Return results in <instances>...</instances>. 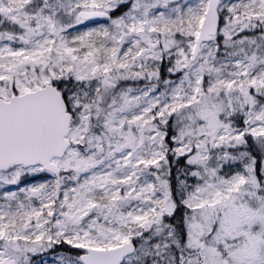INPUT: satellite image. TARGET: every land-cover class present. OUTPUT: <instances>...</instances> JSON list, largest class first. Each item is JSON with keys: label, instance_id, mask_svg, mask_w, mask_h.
Segmentation results:
<instances>
[{"label": "snow or ice", "instance_id": "6c2138e0", "mask_svg": "<svg viewBox=\"0 0 264 264\" xmlns=\"http://www.w3.org/2000/svg\"><path fill=\"white\" fill-rule=\"evenodd\" d=\"M0 189V264H264V0H0Z\"/></svg>", "mask_w": 264, "mask_h": 264}, {"label": "rangeland", "instance_id": "374dc122", "mask_svg": "<svg viewBox=\"0 0 264 264\" xmlns=\"http://www.w3.org/2000/svg\"><path fill=\"white\" fill-rule=\"evenodd\" d=\"M189 2L195 3L196 0H189ZM90 21H91L90 25H88V26H81V25L77 26V30L80 31V32H83V31H87L88 29H91V28H98V27H100L102 25L103 26H107V24H108V21L107 22H103V21L102 22H93L92 20H90ZM87 22H89V21H85L84 23H87ZM165 61L167 63V66H170L169 65V61L167 59H165ZM175 78H176L175 76H168L167 75L165 79H175ZM134 85H129V86L126 85V86L127 87H133V88H135V87H143V86H134ZM50 179H51V177H50ZM28 182H31V181H28ZM32 184H36V182L33 181L31 183H22L20 185V187L31 186ZM6 188H7V190H13V191L16 190V186H6ZM3 191H4V189H0V194H2ZM2 202L3 201L0 200V203H2ZM44 255H45V257H49V256L52 255V253H45ZM46 264H52V260L51 259H46Z\"/></svg>", "mask_w": 264, "mask_h": 264}, {"label": "trees", "instance_id": "16d2710c", "mask_svg": "<svg viewBox=\"0 0 264 264\" xmlns=\"http://www.w3.org/2000/svg\"><path fill=\"white\" fill-rule=\"evenodd\" d=\"M225 2H227V0H225ZM127 9H123V11H126ZM117 15H119L120 14V12H117L116 13ZM92 21L93 22H107V18H105V19H100V18H93L92 19ZM91 24V21H89V22H87V23H84V24H82L81 26H88V25H90ZM80 26V25H79ZM245 34H247V35H249V36H253V35H259V30L258 29H256V30H249V31H247ZM165 66H167V63H166V61H164L163 63H162V66H161V72H162V75L164 76V78H166V76H167V74H166V72H165ZM135 84V85H134ZM129 85H134V86H143V84L142 83H139V84H137L136 82H129L128 84H127V86H129ZM45 180H51L50 179V176H48V177H44V176H41V175H36V176H29V177H27L26 179H25V181H24V183H31V182H36V183H41V182H44ZM28 181H31V182H28ZM57 251H59V249H57Z\"/></svg>", "mask_w": 264, "mask_h": 264}, {"label": "water", "instance_id": "95a60500", "mask_svg": "<svg viewBox=\"0 0 264 264\" xmlns=\"http://www.w3.org/2000/svg\"><path fill=\"white\" fill-rule=\"evenodd\" d=\"M97 18H100V19H105L104 17H97Z\"/></svg>", "mask_w": 264, "mask_h": 264}]
</instances>
